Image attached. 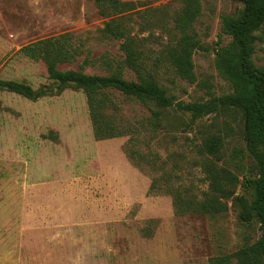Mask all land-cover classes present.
<instances>
[{"label":"rangeland","instance_id":"obj_1","mask_svg":"<svg viewBox=\"0 0 264 264\" xmlns=\"http://www.w3.org/2000/svg\"><path fill=\"white\" fill-rule=\"evenodd\" d=\"M123 1H144L141 11L167 7L166 29L151 25L142 36L152 32L163 43L179 36L173 22L184 0ZM201 7L193 25L202 45L193 55L195 83L165 67L157 77L185 104L233 93L217 56L232 48L223 19L243 6L201 0ZM110 19L95 0H0V80L53 92L32 101L0 90V264H212L220 257L237 264L234 254L261 236L258 221L243 222L233 198H222L221 210L210 213L178 215L176 203L186 210L187 202L200 204L210 192L200 126L224 137L223 157L214 161L240 178L235 196L253 200L255 189L243 186L244 174L255 178L257 167L239 116L210 114L189 127L190 114L170 108L153 131L147 107L111 94L124 123L142 133L97 141L86 93L70 87L56 94L45 64L20 53L28 44L71 33L84 41L85 53L59 69L78 71L85 58L86 74H110L124 60L121 41L103 32ZM254 60L264 66V37ZM124 76L131 79L134 73L125 69ZM154 179L157 186L151 189Z\"/></svg>","mask_w":264,"mask_h":264},{"label":"trees","instance_id":"obj_2","mask_svg":"<svg viewBox=\"0 0 264 264\" xmlns=\"http://www.w3.org/2000/svg\"><path fill=\"white\" fill-rule=\"evenodd\" d=\"M242 4L241 11L223 19L222 30L232 38V48L221 50L217 56V68L232 87L233 93L221 99L214 98L208 103L176 102L173 95L158 82L159 68L172 70L182 79L195 83L196 73L194 53L202 48L201 42L193 32V25L201 14V0H184L183 8L174 18L173 28L179 36L163 43L154 33L142 36L151 25L166 29L164 19L168 16L166 8L154 10L140 8L144 1L95 0L101 14L111 18L103 29L116 40L121 41L124 60L115 70L107 75H89L83 67L89 65L87 59L81 60L80 70L62 71L61 64H72L85 53V43L77 35L66 33L28 44L20 53L34 61H42L49 78L57 83L56 94L70 87L82 89L87 96L89 115L94 136L97 141L132 135L139 136V128L124 123L120 115L121 108L111 94L135 99L150 110L148 121L156 131L161 126L165 112L173 108L182 114H190L189 127L197 124L210 114L233 112L243 122V134L246 149L255 161V178L244 174L243 186H253L255 196L249 201L235 196L240 178L227 168H219L214 159H222L224 137L200 126L203 140L200 151L207 158L203 164L205 179L210 182L207 199L200 204L187 202L177 208L176 214L210 213L220 211L221 199H234L241 207L240 219L250 223L257 220L261 236L253 244L239 249L234 257L237 264H264V66L255 63L257 42L264 37V0H235ZM160 11L159 13H157ZM164 17L158 18V15ZM260 32V33H259ZM159 44V50L153 48ZM134 73V78L127 79L124 70ZM0 90L21 95L29 100L53 94L46 89L34 90L31 86L16 81L0 80ZM2 109L0 103V110ZM204 129V130H203ZM135 160V152L130 153ZM154 179L151 189H155ZM170 193H175L171 191ZM212 264H229L228 257L212 260Z\"/></svg>","mask_w":264,"mask_h":264}]
</instances>
